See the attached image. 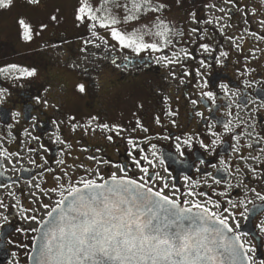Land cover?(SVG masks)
Listing matches in <instances>:
<instances>
[{
	"label": "flooded vegetation",
	"instance_id": "flooded-vegetation-1",
	"mask_svg": "<svg viewBox=\"0 0 264 264\" xmlns=\"http://www.w3.org/2000/svg\"><path fill=\"white\" fill-rule=\"evenodd\" d=\"M170 1L173 3L169 9L174 12L167 23L172 30V44L163 52L150 55L151 60L146 64H132L127 60L104 64L84 61L83 71V66L73 68L67 62H63L66 66L55 65L36 56L34 63L17 65L34 70L35 75L26 77L18 72L17 77L0 82V89L5 90L0 93V152L4 153L0 155L3 204L0 206V264L29 263L38 229L48 218L47 212L61 199L58 192L47 191L57 187L54 176L62 177L60 183L65 188L69 181L75 185L82 177L101 182L96 176L97 169L107 180L113 172L122 175L112 166L118 164L125 167L128 176L138 178L142 173L132 163L130 151L137 159L146 155L153 160L155 167L141 161L144 167H149L153 187L162 186L166 181L169 184L166 192L171 191L173 184L183 192L199 181L196 191L209 193L213 201L219 200L218 211L227 207L233 212L234 219L229 218V226L240 235L247 256L253 257V264L264 261V231H261L264 201L256 196V192L264 195V179H254L245 162L238 158L249 153L259 156L260 160L247 161L258 168L256 176L259 177L264 172V163H261L264 153L259 151L262 145L243 147L239 154L232 151L236 144L233 135L252 132V125L256 133L264 136V39L261 38L264 37L261 24L264 0ZM201 44H207L208 50L201 48ZM16 51L15 45L0 40V68L5 60L18 55ZM163 55L174 62L162 59L157 62L156 58ZM106 72L119 77L103 80L106 85H102L96 76ZM56 77L70 84L69 93L53 94L51 82ZM81 81L85 82V93L78 91ZM208 91L213 92L214 98L204 95ZM100 92H103L102 99L114 101L104 120L100 119L98 103H94ZM104 105L110 106L106 101L102 102ZM137 120L147 132L137 127ZM228 121L235 133L225 131L224 124ZM102 124L118 128L108 131L99 127ZM108 136L112 139L108 140ZM130 139L138 145L136 149L128 143ZM251 139L243 136L240 143L245 145ZM185 140L190 142L185 144ZM213 140L217 143L213 144ZM201 141L208 147H202ZM153 144L155 149L151 147ZM89 156L112 164L98 165ZM237 168L242 171L237 172ZM65 170L67 176H64ZM209 173L222 179L221 184H214ZM186 176L190 177L189 181H185ZM241 180L247 188L235 187ZM229 184L233 185L231 189ZM213 188L216 192L227 191V195H212ZM251 188L256 192L249 191ZM229 199L237 204L240 200L245 203L232 209ZM43 204L49 208L45 209ZM33 215L39 222L24 219ZM18 228L25 231L18 232ZM248 248L255 251L248 252Z\"/></svg>",
	"mask_w": 264,
	"mask_h": 264
},
{
	"label": "snow or ice",
	"instance_id": "snow-or-ice-1",
	"mask_svg": "<svg viewBox=\"0 0 264 264\" xmlns=\"http://www.w3.org/2000/svg\"><path fill=\"white\" fill-rule=\"evenodd\" d=\"M226 2L233 3L234 0H226ZM29 3L36 4L39 3V0H29ZM12 4L13 0H0V9H7ZM164 7L165 5L162 3L154 5L152 0H124V3H120V0H100L99 6H94L90 0H79L76 20L80 23L88 21L92 36L97 37L105 44L108 41L97 36L95 29L105 30L120 48H129L137 55L145 51L163 52L172 44L170 38L172 30L164 20L156 18V22L153 24L155 32L142 25L129 33L118 25L139 20L142 15L159 12ZM113 8L124 10L125 15L122 19L112 11ZM51 19L56 20L57 18L52 16ZM19 24L25 30V39H31L30 26L22 19ZM261 24L264 25V21H261ZM42 27L45 26L42 25ZM192 31L196 32L198 29H192ZM146 36H152L155 39L148 42L145 39ZM261 38L264 39V37ZM90 42L86 40L85 44ZM96 46L99 47V45ZM200 47L207 51L209 46L201 44ZM186 55L188 54L186 53ZM221 55H226V53H221ZM156 59L157 62L161 59L167 63L174 62L167 55ZM201 65L204 66L203 61H201ZM16 71L21 76L35 75L34 70L18 68L15 64L8 65L7 68H0V73ZM221 87L225 86L221 85ZM77 88L80 93L86 91L84 84H79ZM3 91L5 90L0 89V93ZM204 95L214 98L211 91L205 92ZM192 103H196V101H192ZM170 114L175 115V113ZM69 119L72 120L74 117H69ZM91 119L95 120L96 117ZM156 122L159 123V118ZM75 127L76 125L73 124V129ZM99 127L108 131L118 128V126L110 127L108 124H102ZM137 127L142 128L145 132L148 131L147 128H143L139 120H137ZM224 127L226 132L235 133V129L231 127V121L226 122ZM252 128V132L244 131L233 135V139L236 140V144L232 147L234 153L239 154L243 147L251 149L254 144H261L259 151L264 153V136L255 132L254 125ZM122 130L119 129V131ZM243 136L251 137V142L242 145L240 141ZM59 139L57 137V140ZM107 139L111 140L112 137L108 136ZM176 139L179 140L180 137ZM189 142L190 140L184 141L185 144ZM128 143L132 145L133 149L138 147L131 139ZM212 143L216 144L217 141L213 140ZM201 146L208 147L203 141H201ZM41 147L43 146L41 145ZM151 147L155 149L156 145L153 144ZM177 147L179 148V145ZM140 152H143V149H140ZM0 155H4V153L0 152ZM152 155L155 157L156 152L153 151ZM129 156L132 157V163L142 173L138 178L128 176L125 167L118 164L112 166L118 168L122 175L113 172L107 180L100 175L97 169L96 176L101 182H97V179L82 177L75 185L69 181V186L65 188L64 184L60 183L62 177L54 176L57 187L47 191L58 192L61 199L56 202V206L51 211L47 212L48 217H53V213H57V215L47 222L46 231L42 234L37 264H224L225 256L233 264L241 259L246 260L247 264H253V257L247 256L246 252L242 251L244 244L240 242V235L232 237L226 235V231L235 232V229L229 226V218L234 219L233 212L227 207L223 208L222 212L218 211L221 209L219 200L213 201L209 193L196 191L195 185L199 181L193 182V187H188L186 191L181 192L173 184L171 191L166 192L165 190L169 189V184L165 178L160 177L161 181H165L162 186L153 187L150 184L153 176L149 172V167H144L141 163L143 160L150 167H155L153 160L148 159L146 155L137 159L131 151ZM238 158L245 162V167L253 174L254 179H264V172L257 177L258 168L247 164L249 159L260 160L259 156H252L249 153L248 156L239 155ZM88 159L95 160L98 165L112 164L111 161L98 159L95 156H89ZM59 163L63 164L64 162L60 161ZM201 163L204 162L201 161ZM221 163L225 162L221 161ZM224 170L229 171L228 168ZM48 171H52V169H48ZM236 171L240 172L242 169L237 168ZM67 175L65 170L64 176ZM155 175L159 176V173ZM208 175L214 184H221L222 179H217L210 173ZM189 180L190 177L186 176L185 181ZM241 186L247 188V184L243 180L235 185L237 188ZM208 187L212 188V185L209 184ZM232 187V184L228 185V189ZM249 191L256 192L255 188H251ZM65 192L67 195L64 194ZM212 195L225 196L227 191L216 192L213 188ZM256 196L264 201V195L256 192ZM244 203V200H240L239 204L234 203L231 199L228 200L232 209ZM0 206H3L2 201H0ZM42 206L45 209L49 208L47 204ZM4 219L8 218L5 216ZM24 219L37 221V217L34 215L25 216ZM236 227L239 228L238 223ZM16 231L23 232L25 230L18 228ZM261 231H264V226H261ZM18 247H25V245H18ZM247 251L254 252L255 249L248 248ZM260 264H264V261H261Z\"/></svg>",
	"mask_w": 264,
	"mask_h": 264
},
{
	"label": "rangeland",
	"instance_id": "rangeland-1",
	"mask_svg": "<svg viewBox=\"0 0 264 264\" xmlns=\"http://www.w3.org/2000/svg\"><path fill=\"white\" fill-rule=\"evenodd\" d=\"M99 2L100 0H90V3L94 6H99ZM120 3H124V0H120ZM152 3L154 5L162 3L165 7L156 13H146L139 20L130 21L127 24L121 23L118 27L131 33L133 30L145 25L151 28L152 32H155L156 29L153 24L156 22L157 17L164 20L168 25L167 20L172 18L174 12L173 9H169V5L173 1L152 0ZM78 7L79 0H39V3L36 4L29 3V0H13V4L9 8L0 9V40L9 42V45H15L18 54L14 58L5 60L3 68H7L8 65L12 64L34 63L37 59L36 56L41 58L40 60L50 61L55 65L62 64L66 66L63 62H67L70 64L69 66L79 69L84 65V61L88 63L97 61V63L104 64L103 62L127 60L128 58H148L151 60L150 55L153 52L145 51L137 55L129 48L122 49L112 40L110 34L103 29L97 28L95 31L97 36L108 41L107 44L97 39V37H93L89 29V22L80 23L76 20V9ZM112 11L121 19L125 15L122 8H113ZM52 16H56L57 19L52 20ZM21 19L30 26L31 39H25V30L19 24ZM42 25L45 27H42ZM145 39L152 42L155 37L146 36ZM86 40L91 42L85 44ZM96 45H99V47ZM33 51L36 53L30 55ZM83 68V71H85L84 66ZM60 72L64 74V72ZM90 72L93 73V70ZM17 75L18 71L0 73V82L15 78ZM118 77L119 75L116 73L109 75L107 72L99 73L96 76L98 82L102 85H106L103 80L107 82L108 78L116 80ZM99 78H102V80ZM51 83L53 94L57 93L62 96L70 92V84L62 79L57 78L54 82L52 80ZM79 84H85V82L81 81ZM100 84H97V86L99 87ZM100 93L94 103H98L100 119L104 120V114L111 111V105L114 104V101L102 99L103 92ZM104 101L108 102L110 106H102Z\"/></svg>",
	"mask_w": 264,
	"mask_h": 264
},
{
	"label": "water",
	"instance_id": "water-1",
	"mask_svg": "<svg viewBox=\"0 0 264 264\" xmlns=\"http://www.w3.org/2000/svg\"><path fill=\"white\" fill-rule=\"evenodd\" d=\"M127 60L130 63H132V64H136V63H138V64H146L148 61H150V59H148V58H137V59H135V58H132V59L128 58ZM69 199H71V198L69 197ZM56 215H57V213H53V217H48L41 224V226L39 227L38 232H37V235H36V238H35V241H34V244L32 246V250H31L30 256H29V263L28 264H37L38 252H39V247H40V244H41L42 234H43L44 231H46L47 222L49 220H51L52 218H54ZM226 235L229 236V237H232L233 235H236V234L234 232L229 233V232L226 231ZM242 251L245 252L244 249ZM224 264H233V262L229 258H227L225 256V258H224ZM236 264H247V261L244 260V259H241V260L237 261Z\"/></svg>",
	"mask_w": 264,
	"mask_h": 264
}]
</instances>
